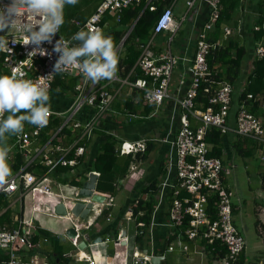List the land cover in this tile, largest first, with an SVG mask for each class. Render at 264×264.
<instances>
[{"label":"built area","instance_id":"2783aa9c","mask_svg":"<svg viewBox=\"0 0 264 264\" xmlns=\"http://www.w3.org/2000/svg\"><path fill=\"white\" fill-rule=\"evenodd\" d=\"M142 0H103L95 9L93 14L84 23L78 24L81 29H103V18L109 13L116 21H120L125 9L140 4ZM198 2H206L211 10L209 20L204 25V30L199 34L197 41V51L188 68L191 75V84L185 95L177 97V103L182 113L178 114V125L171 124L170 130L173 132V139H169L171 153L169 158L168 172L161 184L153 218L160 206L165 202L169 191L173 192V200L168 210V220L163 226L171 229L181 227L188 219L189 228L186 235L189 240H206L209 244L220 242L225 244L228 253L225 257L217 259L218 264H237L241 255L245 252L247 242L239 232L234 223V204L227 181V176L234 171L235 165L225 163L223 158L211 156L212 145L207 142L208 132L215 128L227 137H243L252 140L257 145L264 146V123L260 117L250 112L245 104H234L233 88L229 83H220L219 88L214 91L210 98V106L206 110L196 107L195 99L202 81H210L212 72L208 65V56L212 50L221 46L218 42L209 40L208 32L213 30L220 17L221 6L214 0H185L187 13L191 12ZM11 3V0H0V8ZM155 7L151 6V10ZM186 19V15L183 18ZM183 20V21H184ZM31 23V21H28ZM180 22L177 21L172 6H168L161 13L153 28L154 35L162 32L176 34L180 29ZM61 29L53 37L51 43L44 42L37 48L35 45H22L12 43L14 32H0V36H8L9 48L11 51H0V62L8 75H11L13 68L19 66L25 79L37 81L39 77H44V84L51 92L53 82L58 75L80 76L82 82L76 87L75 100L72 107L68 109L50 108L52 115L46 127L38 129L26 124L21 135L15 136L14 146L25 159V166L21 167L16 173L11 174L4 185L0 186V194L6 197L19 193V200L29 199L31 202L32 213L55 214V207L63 204L65 209H71L69 200L78 198V187L82 182L83 171L80 169L81 159L85 156L86 146L83 144L89 139L99 124L100 116L111 109L113 97L106 88H97L87 92L89 81H85L78 70L55 73L54 65L59 58V54L53 51L56 41L61 35ZM229 33V30H226ZM75 34V33H74ZM73 34V35H74ZM69 40L71 37H62ZM22 43V42H21ZM75 44L76 42H72ZM71 46V45H70ZM46 51V55H40L39 50ZM37 51V55L29 57L32 51ZM258 58L264 56V46L259 45L257 49ZM182 58L174 55L169 49L160 55H156L148 43L143 47L142 53L137 61V66L142 70L145 78H138L135 82L128 79L124 83L143 91L145 101L154 105L157 109L170 97L172 78L175 68L179 65ZM24 61L22 64L20 62ZM183 84V81L180 82ZM209 92V89H206ZM251 97V96H250ZM84 106H93L98 109L94 118L87 122L77 119L78 114ZM61 119L62 126L43 146H40L42 132L51 127L53 120ZM195 122V127L192 125ZM71 125L73 130L81 129V136L69 144L53 143L54 139L63 127ZM128 145L122 144L120 153L131 154L145 151V143ZM72 157H69V156ZM41 158V163L48 168V172L43 175H36L27 171L29 165L37 157ZM264 161V160H263ZM58 166L68 167V176L76 181V185L70 184L72 194L54 193L51 184L50 174ZM171 171L175 174L171 177ZM99 175V174H98ZM44 196L45 203L38 205L37 201ZM53 198L50 201V198ZM210 200L213 201L216 211V218L211 219L209 210ZM113 204V198L102 203L105 209ZM57 216V215H56ZM133 217L130 211L128 219ZM110 220V214L107 216ZM66 220H70L76 231V236L72 239L75 247L79 248L81 243L82 229L81 224L77 223L69 212ZM79 221V220H78ZM153 221V220H152ZM152 227L154 222L151 223ZM32 225V219H21L20 224L15 229H9L0 224V249L6 251L10 257L7 264H48L47 260H40L38 256L23 259L20 252L29 249V239L32 232L28 227ZM126 237H122V231L117 236V244L126 242ZM179 240V238H178ZM172 244V243H171ZM170 244V245H171ZM186 252L188 246L181 245ZM173 247H169L172 250ZM156 256L154 253L142 252L139 247L133 250L131 264H151V258ZM163 259L165 254L160 255ZM80 262L95 264L89 257H78Z\"/></svg>","mask_w":264,"mask_h":264},{"label":"crops","instance_id":"0c3cea01","mask_svg":"<svg viewBox=\"0 0 264 264\" xmlns=\"http://www.w3.org/2000/svg\"><path fill=\"white\" fill-rule=\"evenodd\" d=\"M235 1L238 2V5L233 13L224 17L219 29L220 39L216 42H218L219 45H223L225 42L230 40L231 43L242 46L246 49V55L242 61L240 79L237 83H235V85H231L233 88L234 104L237 105L238 102L236 99H238L241 91L245 87L247 76L253 69L254 60L258 58L257 49L259 45H264V39L255 42L253 38V31H258L261 28L264 29V0ZM101 2L102 0H79L78 4L75 6L66 5L64 9V23L61 29L62 37L68 38L78 32L80 30L78 28V24L86 22ZM169 6L173 7L175 18L181 23L179 31L174 35L170 32H162L154 35L152 32L150 38L146 42V45L148 43L150 44V47L156 55H160L170 49L174 55L182 58L173 73L175 76L172 78L170 97H168L158 109L154 105L148 104L146 101L141 104H137V112H131L125 108L124 103L128 99L132 98L134 96V91L137 90L129 84L124 83V80L128 78H120L118 73L111 81L102 80L95 85L89 81V86H87V92L89 90L93 91L97 88H106V90L112 95L113 102L111 109L100 116L99 124L94 130L93 135L83 142L86 146V153L81 159L82 164L80 165V169L83 171V175L81 181L82 183L79 184L78 187L83 186L84 181L88 179L91 172H94L97 175L99 174L95 194L97 193L105 196L107 202L112 197L113 204L107 209L110 210V220H108L107 216L102 215L106 210L102 203L94 206L93 211L90 213L86 221H78L77 219L74 220L83 227L81 232V243L85 241V234H88L91 240L101 237L102 242L97 244H90L88 242L86 247L81 250L75 247L72 243V239L66 235V231L71 227L68 220L62 218L61 216L49 215L47 213H32L31 202L29 199L25 198L21 202L19 200V193H15L7 197L9 212L14 223L19 225L21 219L31 218L32 225L28 227V231L33 233H39V230L47 231L52 236L59 239L64 245L72 244L76 248L74 262L72 264H86V262H80V259L78 258L81 256L83 257L84 252L95 264H98L97 260H100L101 264H131V255L133 250L138 247L136 238L139 234L144 235L142 241L143 249H141L142 252H147L148 254L154 253L156 256L165 254V258L162 260L161 264H218L217 259H214L205 251V246L200 245L199 240L193 241V244L190 245L182 242L181 239H177L172 242L171 245H165V240L167 237L171 236L173 232V230L171 231V229L163 226V224L167 223L168 220V210L166 211L163 207L165 202L162 203L160 209L157 211L154 218H152L153 221H151V223L154 222V226L152 227V224L150 223L146 232L145 230H141V228H139L133 217L128 219L132 207L138 205L140 191L158 178H162L163 182L167 175L171 153V145L168 138L172 140L174 136L170 128L172 123H175L176 126L178 125V114L182 113V110L179 108L177 103V97L185 95L186 91L190 87L191 75L189 74L188 68L196 55L199 34L203 32L204 25L209 20L211 13L210 7L206 2H198L194 9L189 13H187L185 0H173ZM223 10L224 8L222 7L220 16L222 15ZM185 15L186 19L184 20L183 18ZM113 17L114 16L109 13L104 16L103 19H105V23H103L102 31L104 30V32H109L119 27L118 21H116V19H114L115 17ZM131 29L132 27L128 29L123 39L116 45L119 57L121 55V51L126 49L124 48V43L125 39L130 34ZM227 29L229 30V33L226 32ZM215 30L216 25L213 30L208 32L210 41L211 34ZM61 80L64 81L66 88L64 89L61 86H57L56 89L51 90L49 93L50 108L68 109L72 107L75 100L76 87L82 82V77L65 76L61 77ZM181 81H183V84H180ZM137 100L138 99L135 101L138 102ZM261 105V108L264 110V103H261ZM145 106H151V111L148 115H146L147 111ZM97 112L98 109L93 106H84L78 114L77 119L81 122L90 121L96 116ZM261 119L263 120V118ZM108 137H113L116 140L117 143L115 147L116 150L119 151L118 155L126 157L132 155L133 159L129 165L127 173L118 180L117 184H114L117 194V192L123 188L125 179L130 180V183L127 184L129 187L127 190L130 192V196L127 197L125 201L126 207L121 208L116 217L112 212L113 207H115L116 195L99 191L98 183L101 179V173L96 170L87 171L89 168H93L101 143ZM234 139L235 137L233 140ZM123 143H127L128 145L134 144L136 147L139 146L137 143H145L146 149L149 143L152 148L148 153L147 158L142 159L141 156L145 151L139 150L137 153L131 154L120 153ZM260 148L256 150L253 156L244 158L236 154L231 143L228 144L226 151L224 152L223 159L225 163H233L235 165L234 171L227 176L231 198L233 191L231 189L229 177L234 173V176H236V181L234 179L236 182L235 184H239L237 177V162L239 160L244 163L247 175H250L252 172L258 173L259 175L262 189L258 190L257 197L259 196V199L255 202L254 211L257 217L255 222V231L261 238V240L256 241L260 242V244H263L264 246V185L262 184L260 174L262 167L264 166V146L263 148ZM154 154L155 156H153ZM10 159L11 157L8 158V161H10ZM147 162H149V165L145 167L144 165ZM174 174L175 171H171V177ZM50 176L52 180L51 188L54 193L72 194L73 191L69 188L70 184L76 185L77 183L76 181L70 179L71 177L68 176L66 171H61L59 175L56 176L54 170ZM143 198L144 200H147L148 195L145 194ZM49 200L52 201L53 198L51 197ZM4 211H6L5 208L0 209V215ZM238 211V207L234 205V215ZM120 224L122 229L127 231L125 245H122L123 242H120V245L117 244L116 240L119 232L122 231L120 229ZM180 241L181 245L188 246L186 252L181 248L179 244ZM43 242L44 243L41 242V249L36 250L32 254L29 252V249L21 250L20 254L22 258L29 260L34 256H38L41 258L40 260H47L49 261L48 264H51V258L47 256V251H44L47 248H50V242L49 240H43ZM260 244L257 245L256 251L252 253V257L248 256L246 247V250L243 253L245 255V261L243 264H264V247L261 248ZM169 247H173L172 250H169ZM0 251L2 250L0 249ZM96 251L100 253L99 259L95 256ZM0 264H4V262L2 261Z\"/></svg>","mask_w":264,"mask_h":264},{"label":"trees","instance_id":"16d2710c","mask_svg":"<svg viewBox=\"0 0 264 264\" xmlns=\"http://www.w3.org/2000/svg\"><path fill=\"white\" fill-rule=\"evenodd\" d=\"M103 1V0H102ZM173 0H142L140 4H135L127 9L121 15V19L118 22L116 29L109 32H104L106 36H111L117 45L124 37L128 29H131L130 34L125 39L124 48L121 51L119 57L118 71L120 78H128L130 82H135L138 78H145L142 70L137 66V61L142 53L143 47L146 45L147 40L150 38L154 25L161 13L165 10L167 6L171 4ZM221 7L224 8L222 15L216 23V30L211 34V42H216L220 39V26L224 20V17L233 13L238 5L235 0H215ZM151 6L155 9L151 10ZM108 17V16H107ZM112 18V17H111ZM114 18V17H113ZM109 19V17H108ZM115 19V18H114ZM105 23V19H103ZM102 23V24H103ZM254 32V41H259L264 39V29H260ZM69 38V37H68ZM264 46V45H263ZM246 55V49L242 46H238L231 43L230 40L225 42L220 47L215 48L211 51L208 56V65L212 72V78L210 81H202L199 89L198 95L195 99L196 107L201 110H206L210 106V98L212 97L214 91L219 88L220 83H229L230 85H235L240 79V73L242 70V61ZM221 70V71H220ZM0 75H8L4 70L0 62ZM62 75H58L56 81L53 83L52 89L54 90L57 86L66 88L64 81L61 80ZM118 87V86H117ZM136 89V88H135ZM209 89V92H206ZM134 91V96L128 99L124 105L131 112H137V104H141L145 101L143 91L136 89ZM251 96V97H250ZM138 99L136 102L135 100ZM237 105L245 104L247 109L255 114L257 117L263 118L264 123V110L261 108V103H264V56L262 58H256L253 63V69L248 74L245 87L241 91L238 99ZM146 115L151 111V106H145ZM153 109V108H152ZM7 115V114H6ZM63 121L61 119L53 120L51 127L42 132L40 137V146H43L46 141H48L58 129L61 128ZM27 122H25V125ZM193 127H195V122L192 121ZM82 130L71 128V125H67L62 128L58 133L53 143H61L64 145H69L73 143L78 136H81ZM15 136H9L7 139V146L11 148L9 152L10 161H7L11 174L16 173L21 167L25 166L26 162L22 154L15 148ZM207 142L212 145L211 156L223 158L224 152L228 144L232 143L233 148L238 156L244 158L251 157L254 155L258 148H263L253 143L252 140H245L243 137L233 138L227 137V135H222L221 132L215 128H212L207 136ZM233 140V141H232ZM232 141V142H231ZM250 141V142H249ZM116 140L113 137L106 138L100 146L99 153L97 154L93 168H89L88 172L91 170H96L101 173V179H108L111 181L107 184L105 181V186L101 188L102 192H109L110 194L116 195V189L114 184L118 183V180L127 173L130 163L132 162V155L120 156L119 151L116 150ZM13 147V149H12ZM151 144L148 143L147 149L141 156L142 159H146L148 153L151 151ZM260 148V149H261ZM13 150V152H12ZM69 157H72L71 155ZM163 167V165H162ZM36 175H43L48 172V168L42 165L41 158L38 156L33 160L32 164L26 169ZM68 167L58 166L55 170V175L58 176L61 171H69ZM163 170V169H162ZM163 173V172H162ZM164 174V173H163ZM262 184L264 185V166L261 171ZM68 179V178H67ZM66 180V179H65ZM162 184V178H158L153 181L150 185L140 191V197L138 198V205L132 207L133 218L137 222V225L141 230H146L150 226L153 218V214L158 203V195ZM147 194V200H144L143 196ZM173 192L169 191L166 195L164 208L169 210L173 200ZM5 208L0 215V224L6 226L9 229H15L19 225L14 223L11 219V214L9 212V203L7 202V197L4 194H0V209ZM209 210L211 212V219L216 218V211L214 209L213 201L210 200ZM110 210H105L102 215L108 216ZM18 225V226H17ZM189 228L188 219L184 222V225L173 229L172 235L167 237L165 240V245L169 246L172 242L176 241L178 238L182 242L193 244L192 240H189L186 235V230ZM143 238L144 235L139 234L136 238L137 246L143 249ZM44 241L49 240V249L47 251V256L51 258V264H72L74 262V254L76 248L70 245H64L59 239L52 236L47 231L39 230V233H31L29 239V252L32 254L36 250L41 249V245ZM42 242V243H41ZM200 245L205 246V251L209 253L214 259H221L225 257L228 253L227 246L220 242L214 244H209L206 240H199ZM2 250V249H1ZM3 251V250H2ZM0 251V262L7 264L9 262L8 253ZM245 261V255L242 254L240 260L237 264H243ZM49 262V261H47Z\"/></svg>","mask_w":264,"mask_h":264},{"label":"clouds","instance_id":"9594fccd","mask_svg":"<svg viewBox=\"0 0 264 264\" xmlns=\"http://www.w3.org/2000/svg\"><path fill=\"white\" fill-rule=\"evenodd\" d=\"M78 2L11 0L10 4L0 8V32H14V44L39 48L44 42L51 43L59 32L64 23L65 6H75ZM0 51H11L7 35L0 36ZM53 51L59 54L54 65L55 73L78 70L85 81L93 85L102 80L111 81L117 76L119 56L116 44L101 29H81L69 40L61 37ZM39 54L43 56L47 53L40 49ZM35 55L37 51L34 50L29 57ZM23 77L19 66L13 68L11 75H0V186L11 175L7 163L11 151L7 146L8 137L21 135L25 122L38 129L44 128L52 115L45 78L41 76L33 81Z\"/></svg>","mask_w":264,"mask_h":264},{"label":"rangeland","instance_id":"374dc122","mask_svg":"<svg viewBox=\"0 0 264 264\" xmlns=\"http://www.w3.org/2000/svg\"><path fill=\"white\" fill-rule=\"evenodd\" d=\"M175 75H173L174 77ZM155 156V154L153 155ZM149 162H147L144 166L147 167ZM238 171V185H236L234 173L229 177V181L231 183V189L233 191L232 201L233 204L238 207V212L234 215V220L237 225L238 230L243 234L247 242V254L249 257H252V253L256 251L257 245L260 242L256 240H261L259 235H257L255 231V202L258 200V190H261V183L259 179L258 173L252 172L250 175H247L244 163L240 160L237 162ZM235 179V181H234ZM105 181L107 184H110V180L100 179L98 183V190L101 191V188L105 186ZM130 183L129 179H125L124 186L121 190H119L115 196V207H113L112 212L115 217L119 214L121 208H125V201L127 197L130 196V192H128L127 184ZM109 193V192H107ZM110 194V193H109ZM12 198V197H11ZM45 197L42 196L37 201L38 205H43L45 203ZM10 202V201H9ZM12 202V201H11ZM127 226V225H126ZM125 226V227H126ZM261 248L264 247L263 244H260Z\"/></svg>","mask_w":264,"mask_h":264},{"label":"water","instance_id":"95a60500","mask_svg":"<svg viewBox=\"0 0 264 264\" xmlns=\"http://www.w3.org/2000/svg\"><path fill=\"white\" fill-rule=\"evenodd\" d=\"M98 175L94 172L89 174V177L86 181H84L83 186L80 188L78 192V198H74L69 200L68 203L72 206L69 211L65 209L63 204H59L55 207V214L57 216H61L62 218L67 217V212H69L74 218L79 221H86L93 211L94 206L103 203L106 200V197L100 194H95L96 186H97ZM71 224V227L66 231V235L73 239L76 236V231L72 222L68 220ZM120 229L122 230V237H126L127 231L122 229L120 224ZM85 241L79 245V249L83 250L87 243L97 244L102 242L101 237H97L93 240L90 239L88 234L84 235ZM122 245H125V241H123ZM163 258L161 256H154L151 258V264H161Z\"/></svg>","mask_w":264,"mask_h":264},{"label":"bare ground","instance_id":"6f19581e","mask_svg":"<svg viewBox=\"0 0 264 264\" xmlns=\"http://www.w3.org/2000/svg\"><path fill=\"white\" fill-rule=\"evenodd\" d=\"M85 255H86V253L84 252L83 257H84ZM99 255H100V253H99L98 251H96V252H95V256H96L97 259L100 258ZM86 256H88V255H86ZM97 263H98V264H101L100 260H97Z\"/></svg>","mask_w":264,"mask_h":264}]
</instances>
